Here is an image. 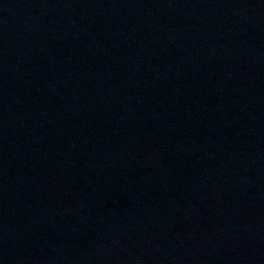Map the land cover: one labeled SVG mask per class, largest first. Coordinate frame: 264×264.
<instances>
[{
  "label": "water",
  "instance_id": "obj_1",
  "mask_svg": "<svg viewBox=\"0 0 264 264\" xmlns=\"http://www.w3.org/2000/svg\"><path fill=\"white\" fill-rule=\"evenodd\" d=\"M0 264H6L5 262H3L2 260H0Z\"/></svg>",
  "mask_w": 264,
  "mask_h": 264
}]
</instances>
